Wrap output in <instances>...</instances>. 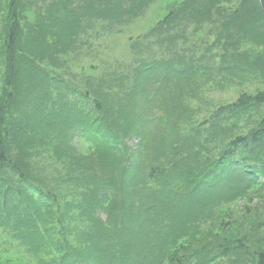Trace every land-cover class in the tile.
I'll return each instance as SVG.
<instances>
[{"label":"trees","instance_id":"trees-1","mask_svg":"<svg viewBox=\"0 0 264 264\" xmlns=\"http://www.w3.org/2000/svg\"><path fill=\"white\" fill-rule=\"evenodd\" d=\"M151 2L0 0V228L36 264H189L193 237L182 230L203 212L192 209L196 199L224 194L231 183L246 190L264 174V117L201 160L196 148L210 137L157 116L164 101L155 93L167 78L170 112L192 121L182 95L195 98L204 40L242 59L237 70L264 57L259 0H172L147 39L139 37V49L160 50L137 51L129 71H112L114 92L104 91L102 75L96 84L66 78L60 53L83 45L80 33L96 20L135 18ZM188 36L197 41L187 45ZM257 103L264 90L218 106L206 131L213 119L234 120ZM220 239L227 254L244 250L247 238ZM255 252L253 264H264V246Z\"/></svg>","mask_w":264,"mask_h":264},{"label":"rangeland","instance_id":"rangeland-1","mask_svg":"<svg viewBox=\"0 0 264 264\" xmlns=\"http://www.w3.org/2000/svg\"><path fill=\"white\" fill-rule=\"evenodd\" d=\"M170 3L172 0H152L142 9L139 16L125 19L119 17L113 25L106 21H94L95 25L87 28L83 34L80 33L84 35L83 45H74L73 50L67 51L69 53H60L64 63H67V70L64 72L66 78L79 80L82 84H86L87 80L91 84H96V80L102 75L107 78L104 91L108 89L106 85H111L112 87L108 90L114 92L113 90L117 87L113 85L110 78L112 71H122L124 74L129 71L134 64L133 61L138 58L137 51H141L140 53L144 55L153 50L157 52L160 50V45L155 43L149 46L153 49L151 51L139 49L142 42L139 37L145 35L147 39L149 29L164 17ZM188 37L187 45L197 41ZM206 40L199 47V51H204L205 55L200 62V68H196L197 74L192 82L195 98L192 95L188 97L182 95V106L189 105L193 108V120L190 121L186 117L179 120L175 118L173 111L170 112L167 98L163 96L167 78L163 77L157 81L156 86L159 88L155 92L164 101L160 109L156 110L157 116H165L168 124L176 119L177 122L180 121L186 126L194 125L192 128L198 129L194 135L201 140L210 137V140H206L202 146L196 148L199 150L201 160L207 155L215 156L227 137L232 134L253 131L259 119L264 117V104L257 103L238 113L239 115L236 114L237 117L234 120L226 122L218 117V120L213 119V125H211L213 128L206 131L208 125L203 121L211 117V113L219 108L218 106L232 103L239 96L249 95L257 89L264 90V57H258L255 60L247 59L249 63L247 65L245 62L247 69L237 70L235 68H238V63L242 62L240 61L242 59H231L233 51L222 50L217 42H214L213 46L205 45ZM179 43L182 42L179 41ZM155 51L153 52L156 53ZM188 52L186 51V54ZM220 56L222 59L219 58ZM46 63L48 60L44 61V64ZM55 64L60 63L56 60ZM241 65L244 66V62ZM2 82L0 72V94ZM127 82L126 80L125 83ZM190 85L191 83L187 84L188 87ZM54 86H56L54 83L49 84V87ZM164 129L167 130V127ZM190 133H192L191 130ZM137 143V139L128 142L129 146L133 147ZM194 150L192 148L185 153H194ZM248 186V189L239 191V185L231 183L224 187V194L216 196V199L209 198L208 201L196 199V206L192 209H202L203 212L196 217L198 222L196 221L194 228L193 225L184 226L186 230H182L187 232V236L193 237L191 247L184 250L185 257L189 258V264L254 263L255 251L264 246V174L261 178L254 179ZM217 202L216 206L213 205ZM196 229L197 232H195ZM236 235L242 238L244 235L247 238L244 250L224 253L221 249L223 241L220 238ZM187 239L185 236L178 246L185 243ZM0 264H36V262L29 255L15 248L0 228Z\"/></svg>","mask_w":264,"mask_h":264},{"label":"water","instance_id":"water-1","mask_svg":"<svg viewBox=\"0 0 264 264\" xmlns=\"http://www.w3.org/2000/svg\"><path fill=\"white\" fill-rule=\"evenodd\" d=\"M259 2H260V5H261V7H262V9L264 11V0H259Z\"/></svg>","mask_w":264,"mask_h":264}]
</instances>
